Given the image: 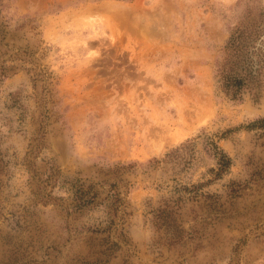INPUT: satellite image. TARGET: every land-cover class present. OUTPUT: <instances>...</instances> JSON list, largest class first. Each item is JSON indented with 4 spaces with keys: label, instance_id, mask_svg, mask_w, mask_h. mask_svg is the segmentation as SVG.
<instances>
[{
    "label": "rangeland",
    "instance_id": "obj_1",
    "mask_svg": "<svg viewBox=\"0 0 264 264\" xmlns=\"http://www.w3.org/2000/svg\"><path fill=\"white\" fill-rule=\"evenodd\" d=\"M262 13L0 0V264H264V84L215 76Z\"/></svg>",
    "mask_w": 264,
    "mask_h": 264
},
{
    "label": "trees",
    "instance_id": "obj_2",
    "mask_svg": "<svg viewBox=\"0 0 264 264\" xmlns=\"http://www.w3.org/2000/svg\"><path fill=\"white\" fill-rule=\"evenodd\" d=\"M264 14H259L256 20L242 23L228 38L221 59L216 62L215 76L222 91L237 98L244 89L256 91L264 84ZM264 121V120H263ZM214 154L220 164L226 167L230 159L224 155L218 146L213 144ZM80 204L84 205L94 199L88 192L76 194ZM90 198L89 200L87 198Z\"/></svg>",
    "mask_w": 264,
    "mask_h": 264
}]
</instances>
